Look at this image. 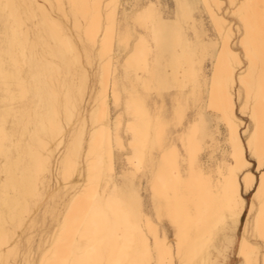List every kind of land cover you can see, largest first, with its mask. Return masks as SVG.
I'll list each match as a JSON object with an SVG mask.
<instances>
[{"label": "snow or ice", "instance_id": "snow-or-ice-1", "mask_svg": "<svg viewBox=\"0 0 264 264\" xmlns=\"http://www.w3.org/2000/svg\"><path fill=\"white\" fill-rule=\"evenodd\" d=\"M95 7L93 17L77 20L79 41L63 20L49 21L72 55L75 87L49 104L50 127L16 230L31 227L43 207L50 173L70 194L44 216L46 228L52 216L45 259L30 253L15 264H264L256 259L264 257V0L207 6L213 30L197 31L190 42L179 87L151 76L130 88L113 84L115 73L127 79L147 68L159 29L175 24L163 0H137L122 15L114 11L120 5ZM195 7L177 4V19L181 9L190 18ZM16 8L0 0L5 19H17ZM11 122L6 112L5 128ZM194 190L208 194L205 205L194 201ZM85 194L89 207L80 211ZM194 214L201 224L210 221L214 259L189 258ZM14 243L6 233L4 246Z\"/></svg>", "mask_w": 264, "mask_h": 264}, {"label": "bare ground", "instance_id": "bare-ground-1", "mask_svg": "<svg viewBox=\"0 0 264 264\" xmlns=\"http://www.w3.org/2000/svg\"><path fill=\"white\" fill-rule=\"evenodd\" d=\"M6 2L17 6L15 10L17 19L7 20L0 12V261H4L5 264L12 261L15 264L30 253L39 255L42 260L45 259L52 216L48 215V228L44 226V216L46 213H56L61 207V198L70 194L63 178L56 173H50L47 177L43 207L35 210L36 215L33 218L35 222L29 220L28 224L31 227L16 230L19 228V216L27 204L26 193L36 152L41 140L47 138L46 129L50 127L49 104L53 97L67 95L75 87L72 55L57 39L49 21L52 18L63 20L65 26L75 35L76 41H79L80 34L76 31L77 20L83 23L93 17L98 11L95 6L120 5L114 11L117 15H122L126 6L135 4L137 0H6ZM219 2L222 0H175L176 5L196 6L190 18L185 17L182 9L179 10L178 19L176 6L173 9L165 6L166 18H172L175 24L164 25L159 29V43L149 66L141 67L135 75L128 76L127 79L125 74L115 73L114 86L130 88L136 81L147 76L169 79L177 87L182 85L185 62L193 54L190 42L194 40L197 31L201 34L208 33L204 25L205 14H208L211 20L212 17L207 6ZM254 2L258 3L259 0ZM71 5L77 7L73 9ZM71 13L74 15H69ZM114 50L117 54L116 59L121 60L118 40ZM123 59L127 57L123 56ZM21 80L25 82L23 87L20 86ZM22 93L26 95L22 96ZM89 99H92L91 93ZM113 110L115 111V107ZM6 112L12 117V122L7 128L4 124ZM75 182L80 183L79 177L75 178ZM193 198L203 206L207 203L208 194L194 190ZM77 207L80 211L88 209L89 200L86 194L81 196ZM36 231L39 233L37 238ZM6 233H13L16 241L10 247L4 246ZM175 235L174 230V240ZM210 236V221L201 224L194 214L190 221L187 241L189 258H198L202 261L214 259L209 243ZM168 240L174 241L169 235ZM256 247L259 248V244ZM54 258V253L47 257L49 260ZM256 259L259 261L264 257L257 253Z\"/></svg>", "mask_w": 264, "mask_h": 264}, {"label": "rangeland", "instance_id": "rangeland-1", "mask_svg": "<svg viewBox=\"0 0 264 264\" xmlns=\"http://www.w3.org/2000/svg\"><path fill=\"white\" fill-rule=\"evenodd\" d=\"M163 2L165 4V6H168L171 9H173L176 6L175 0H163ZM224 11H226V9ZM204 25L208 29V33L212 32L213 23H212V20H211V18L209 17L208 14H205ZM166 227H167V231H168V235H169L170 239L174 240V230L171 227H169V226H166ZM35 235H36V238H37L39 233L36 231Z\"/></svg>", "mask_w": 264, "mask_h": 264}]
</instances>
